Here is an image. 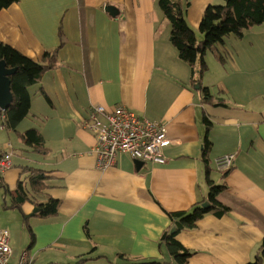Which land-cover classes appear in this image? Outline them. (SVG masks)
<instances>
[{
    "label": "crops",
    "instance_id": "obj_1",
    "mask_svg": "<svg viewBox=\"0 0 264 264\" xmlns=\"http://www.w3.org/2000/svg\"><path fill=\"white\" fill-rule=\"evenodd\" d=\"M178 1L185 9L186 0ZM189 1L186 19L200 41L205 11L223 0ZM171 32L159 0H19L0 11V43L37 62L57 51V65L31 87L29 116L15 131H0V156H11L0 172L9 190L23 177L30 189L25 169L43 170L50 175L44 193L60 201L56 215L29 219L31 235L23 216L46 195L30 190L32 201L18 209L0 188V230L10 232L12 263L25 251L31 264L81 258H87L83 264H118L121 254L170 261L164 242L175 221L170 213L209 201L206 118L211 178L226 187L220 201L230 210L207 213L176 239L193 252L186 264L253 260L264 237V23L209 51L202 78L199 61L193 67L180 59ZM95 105L162 121L171 141L167 161L138 170L135 160L120 155L100 170L87 127ZM30 129L41 133L46 151L19 138ZM227 154L235 155L234 165L219 172L214 161Z\"/></svg>",
    "mask_w": 264,
    "mask_h": 264
},
{
    "label": "trees",
    "instance_id": "obj_2",
    "mask_svg": "<svg viewBox=\"0 0 264 264\" xmlns=\"http://www.w3.org/2000/svg\"><path fill=\"white\" fill-rule=\"evenodd\" d=\"M19 0H0V11L8 8ZM159 5L164 13L165 19L171 24V42L177 48L181 60L195 67L199 61L200 78L209 70L205 56L209 51L216 52V47L222 44L229 36L242 37L249 28L264 23V0H223L222 4L209 7L201 20L200 31L203 39L198 40L196 32L189 26L185 10L190 5V1H185L183 9L178 0H159ZM220 60L221 56L216 53ZM0 61H5L8 68L17 69L10 77L11 92L13 102L4 112L0 111V124L5 129L15 131L19 124L30 114L32 95L31 87L37 85L42 80L44 74L57 65V51L46 52L43 60L37 62L14 47L0 43ZM200 83V81L198 80ZM204 100L210 101L212 95L208 88H203ZM4 114V118H2ZM207 133L203 140L202 160L206 166V180L209 185L207 199L211 203L209 208H202L200 203L188 212L170 213L174 221L173 226L177 227V232L165 234L164 242L170 256V261L145 260L137 261L121 254L119 257L123 261L118 264H186L193 255L189 249L181 244L177 235L183 230H190L196 227L197 222L207 213L215 212L218 215L226 213L230 208L220 201L222 192L226 189L224 184H217L211 178V167L209 152L211 143L208 138L210 130V120L206 118ZM19 138L28 146L39 152L46 151L44 139L37 129H30L19 135ZM1 151V150H0ZM3 158V157H2ZM0 156V160L2 159ZM28 183L30 189L26 188L23 181H19L17 188L10 191L0 176V188L6 195L11 196V207L20 209L26 201H32L31 193L45 194L46 181L50 175L43 171L27 168ZM224 176V175H223ZM46 195V201L35 203V208L30 215H24V224L28 232L32 235V229L28 222L31 217H50L58 213L60 201L52 196ZM87 258H81L76 264H83ZM247 264H264V237L259 245L253 260Z\"/></svg>",
    "mask_w": 264,
    "mask_h": 264
},
{
    "label": "built area",
    "instance_id": "obj_3",
    "mask_svg": "<svg viewBox=\"0 0 264 264\" xmlns=\"http://www.w3.org/2000/svg\"><path fill=\"white\" fill-rule=\"evenodd\" d=\"M4 112V110H0ZM87 127L95 135L94 153L97 167L107 170L114 166L120 155H127L135 161L164 164L165 150L171 141L162 121L141 117L132 110L118 107L108 112L103 106L95 105L91 110ZM4 118V114L2 116ZM5 127L0 124V131ZM11 148V145H8ZM1 150V149H0ZM234 154L218 157L214 161L216 170L226 172L234 165ZM11 165V156L6 154L0 160V172ZM11 235L8 230H0V264L12 263ZM32 257L22 253L18 263L31 264Z\"/></svg>",
    "mask_w": 264,
    "mask_h": 264
},
{
    "label": "water",
    "instance_id": "obj_4",
    "mask_svg": "<svg viewBox=\"0 0 264 264\" xmlns=\"http://www.w3.org/2000/svg\"><path fill=\"white\" fill-rule=\"evenodd\" d=\"M16 70L17 69L8 68L5 61H0V110H7L13 102L10 77ZM135 164L138 170L145 165L142 161H135ZM210 206L211 203L209 201L202 204V208H209ZM176 231L177 227L173 226L170 233L174 234Z\"/></svg>",
    "mask_w": 264,
    "mask_h": 264
},
{
    "label": "rangeland",
    "instance_id": "obj_5",
    "mask_svg": "<svg viewBox=\"0 0 264 264\" xmlns=\"http://www.w3.org/2000/svg\"><path fill=\"white\" fill-rule=\"evenodd\" d=\"M221 4H222V3H221ZM23 181H26V178L23 177ZM27 183H28V178H27ZM208 194H209V192H208ZM26 254H27L29 257H31V255L29 254L28 251H26ZM32 261H33V258H32Z\"/></svg>",
    "mask_w": 264,
    "mask_h": 264
},
{
    "label": "bare ground",
    "instance_id": "obj_6",
    "mask_svg": "<svg viewBox=\"0 0 264 264\" xmlns=\"http://www.w3.org/2000/svg\"><path fill=\"white\" fill-rule=\"evenodd\" d=\"M12 255V257H13V249H12V254L10 253V256Z\"/></svg>",
    "mask_w": 264,
    "mask_h": 264
}]
</instances>
